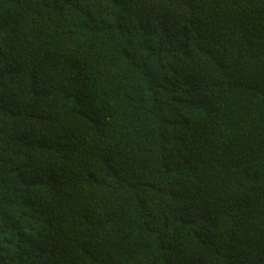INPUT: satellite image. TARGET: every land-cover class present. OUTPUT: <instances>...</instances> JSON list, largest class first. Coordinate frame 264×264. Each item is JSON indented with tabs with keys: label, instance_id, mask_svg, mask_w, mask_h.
I'll return each mask as SVG.
<instances>
[{
	"label": "trees",
	"instance_id": "obj_1",
	"mask_svg": "<svg viewBox=\"0 0 264 264\" xmlns=\"http://www.w3.org/2000/svg\"><path fill=\"white\" fill-rule=\"evenodd\" d=\"M0 264H264V0H0Z\"/></svg>",
	"mask_w": 264,
	"mask_h": 264
}]
</instances>
